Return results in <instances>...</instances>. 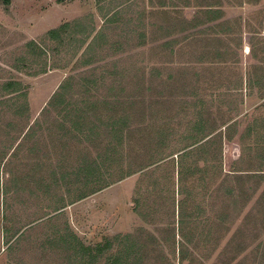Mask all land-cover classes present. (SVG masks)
I'll return each mask as SVG.
<instances>
[{"label":"crops","instance_id":"1","mask_svg":"<svg viewBox=\"0 0 264 264\" xmlns=\"http://www.w3.org/2000/svg\"><path fill=\"white\" fill-rule=\"evenodd\" d=\"M176 6L158 8L151 15L164 17L139 33V82L168 96L154 99L150 87L142 104L171 111L154 128L161 132L157 152L171 157L148 167L161 180L154 188L142 171L109 187L132 182V210L141 178L142 198L148 191L156 219L173 228L174 264H264V176L236 171L264 168L257 154L264 152V19L229 15L220 0Z\"/></svg>","mask_w":264,"mask_h":264},{"label":"trees","instance_id":"2","mask_svg":"<svg viewBox=\"0 0 264 264\" xmlns=\"http://www.w3.org/2000/svg\"><path fill=\"white\" fill-rule=\"evenodd\" d=\"M10 3L11 0H0V4L5 6ZM90 25L82 20L66 22L46 32L44 39L54 44L49 47L52 51L62 49L64 44L71 45L76 52L80 51L78 62L86 68L94 62L92 53L99 49L102 51L108 43V35L100 30L86 48L81 49L94 31ZM31 45L30 49L35 47L33 43ZM34 50H38V57L42 56V66L30 75L55 68L46 59L44 47L38 45ZM25 67L29 68V65ZM104 76H114L113 70H106L105 75L92 73L87 76L81 72L67 77L40 112L43 120H35L24 135L25 138L37 135V138L22 154L26 161L21 164V168L29 165L31 169L19 168L18 172L22 175L20 183L22 178H28L29 182L33 177L38 178L31 185L46 196L43 198L48 200L52 216L47 217L46 222L50 227L42 242L30 249L31 255L41 258L39 263L29 257L30 262L20 263L19 260V264H174L176 248L173 228L156 219L155 200L150 199L148 191V195L142 198L141 182L133 190L132 211L148 225H163L154 228L155 231L141 224L131 232H119L104 236L100 241L86 243L69 227L66 220L62 222L65 225L59 222V215L66 207L134 173L142 171L141 176L153 178L147 187L154 188V171L157 169L153 168L166 157H171V154L157 152L156 146H159L161 139L157 136L161 132L155 130V126L151 125L154 123L150 122L155 116L152 113L154 105L142 104L145 98L143 92L146 90L144 84H133L130 91H125L120 84L116 87L114 84H102L107 91L111 90L106 95H100L97 83ZM2 88L9 93H16L14 113L20 116L26 114V84L6 83ZM257 154L264 162V152ZM151 166L153 168H148ZM236 171H259V175L264 176V168H237ZM181 174L180 169L179 177ZM7 230L3 228V231ZM22 240L20 235L21 246Z\"/></svg>","mask_w":264,"mask_h":264},{"label":"rangeland","instance_id":"3","mask_svg":"<svg viewBox=\"0 0 264 264\" xmlns=\"http://www.w3.org/2000/svg\"><path fill=\"white\" fill-rule=\"evenodd\" d=\"M166 1L163 4L165 6H160V0H11L8 6L0 4V264H19V260L20 263L27 260L30 262L29 257L39 263L41 258L31 255L30 249L42 242L41 239L50 227L46 222L47 217L52 216L49 202L45 200L46 196L41 190L34 189V185H31L38 178L33 177L30 182L28 178H22V184L19 179L22 175L18 170L26 161L22 154L37 138V135L24 137L29 126L37 119L43 120L40 115L43 107L58 85L71 75L81 72L87 76L92 73L105 75L106 70H113L114 76H104L97 83L100 95H106L111 90L107 91L102 84H114L115 87L120 84L125 91H130L133 84H138L144 59L137 45L139 33L147 31L150 20L164 17L151 14L159 11L158 8L170 10L171 4L182 7L184 2L199 5L205 0ZM220 1L229 15L241 13L242 16L256 17L259 21L264 19V0H258V7L245 4L248 0ZM74 20L91 24L94 30L81 49L86 48L96 32L102 30L108 35V43L102 51L99 49L100 52L92 53L94 62L86 68L81 67L78 62L80 51L76 52L70 44L52 51L50 48L54 44L44 39V34L49 30ZM31 43L35 45L32 49ZM38 45L44 47L46 59L55 68L29 76L42 66V56L38 57V50H34ZM37 57L39 59L35 61ZM13 78L23 80L27 86L28 111L22 116L13 111V104L17 102L16 93H9L2 88L6 81ZM153 85L156 87V84H144V88H147L144 91L146 96L151 94L150 87L153 93ZM163 91L164 87L160 91L155 89L152 94L154 99H166L168 96ZM147 100L149 102L148 97ZM153 105L152 113L155 116L150 122L154 123L151 124L152 127L160 128L168 122V118L165 119L163 115L171 111L163 104ZM185 112L189 114L191 111ZM21 169L28 170L31 167L26 165ZM147 179L149 178H145ZM140 181L137 180L138 186ZM156 182L161 183V180L157 179ZM132 188L129 180L114 184L93 198L66 207L59 215V222L66 220L69 227L86 243H94L104 236L119 232H131L141 225L130 206ZM144 226L150 231H155L156 227L161 228L159 224ZM5 227L7 231H3ZM20 235L23 239L22 246L19 244ZM17 244L20 245L19 248Z\"/></svg>","mask_w":264,"mask_h":264}]
</instances>
